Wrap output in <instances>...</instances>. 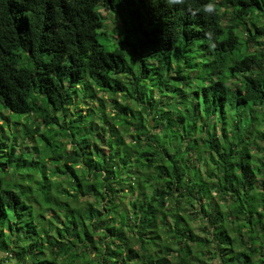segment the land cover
<instances>
[{
  "label": "trees",
  "instance_id": "1",
  "mask_svg": "<svg viewBox=\"0 0 264 264\" xmlns=\"http://www.w3.org/2000/svg\"><path fill=\"white\" fill-rule=\"evenodd\" d=\"M0 264H264V0H0Z\"/></svg>",
  "mask_w": 264,
  "mask_h": 264
},
{
  "label": "rangeland",
  "instance_id": "2",
  "mask_svg": "<svg viewBox=\"0 0 264 264\" xmlns=\"http://www.w3.org/2000/svg\"><path fill=\"white\" fill-rule=\"evenodd\" d=\"M109 9L107 8V7H104L103 9H101L100 11H102V13H104L105 14V16H106V23H107V26L109 27V28H114L115 26V28H117V25L115 24V20H118V16L116 15V14H109L108 11ZM115 24V25H114ZM119 28H122L121 26L119 27ZM114 30H116V29H110V32H109V34H107V36L105 35V34H100V39L103 41V42H105L106 41V39L108 38V39H112L113 38V36H117V33H116V31H114ZM101 96H106V94H103V95H101ZM83 100V97L80 95L79 97L77 96V97H75L74 98V103L76 104V106H78L79 108H82L83 107V113L84 114H87L88 112H89V107H93L94 106V103L93 102H84V101H82ZM74 108V107H73ZM73 108H72V111H73ZM110 108H107V110H109ZM15 115H12V117L10 116L9 117V115L5 118V120H7L8 121V123L7 124H5V129L8 131V132H10V131H12L13 130V125H12V123H13V121H14V117ZM24 122H27L28 124H32L33 122L31 121V120H29V119H25L24 120ZM39 124H41V123H38L37 125H39ZM41 131H43V129L41 128ZM22 133V132H21ZM61 140H63V141H65V142H67L68 143V146H69V149H71L72 148V143H71V141L70 140H66L65 138H61ZM19 141H20V143L21 142H23V145H27V144H29V146H32V141H31V139H30V137H26V139H24L23 140V138L22 137H19ZM25 148V147H24ZM41 149H43V147H41ZM49 166V165H48Z\"/></svg>",
  "mask_w": 264,
  "mask_h": 264
},
{
  "label": "clouds",
  "instance_id": "3",
  "mask_svg": "<svg viewBox=\"0 0 264 264\" xmlns=\"http://www.w3.org/2000/svg\"><path fill=\"white\" fill-rule=\"evenodd\" d=\"M164 2L169 6H174L185 4L186 0H164ZM201 11L206 15H214L216 9L213 3L207 2L203 4Z\"/></svg>",
  "mask_w": 264,
  "mask_h": 264
}]
</instances>
